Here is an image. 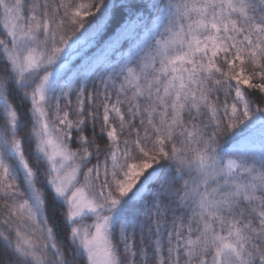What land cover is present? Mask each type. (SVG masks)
<instances>
[{
	"label": "snow or ice",
	"instance_id": "obj_1",
	"mask_svg": "<svg viewBox=\"0 0 264 264\" xmlns=\"http://www.w3.org/2000/svg\"><path fill=\"white\" fill-rule=\"evenodd\" d=\"M119 8L0 0V264H264V0Z\"/></svg>",
	"mask_w": 264,
	"mask_h": 264
},
{
	"label": "trees",
	"instance_id": "obj_2",
	"mask_svg": "<svg viewBox=\"0 0 264 264\" xmlns=\"http://www.w3.org/2000/svg\"><path fill=\"white\" fill-rule=\"evenodd\" d=\"M120 2L121 0H105V3L109 5V14L114 16L115 20H119L123 16V10L119 8ZM110 27H115V23H113ZM15 103L19 104L21 102L19 100H15ZM258 103H260L261 107H264V102L258 101ZM26 107L27 105H25V108ZM254 140H255V144H254L255 148L259 149V127L257 128V132H256V136L254 137ZM49 214L51 215V213ZM56 219H57V222L60 223L61 228H63V224H62V221L59 215H57ZM63 234L64 233L61 232V235Z\"/></svg>",
	"mask_w": 264,
	"mask_h": 264
}]
</instances>
